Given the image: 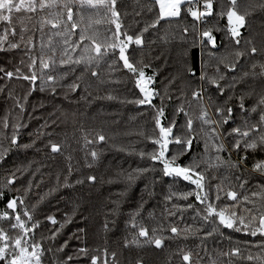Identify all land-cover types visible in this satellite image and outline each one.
<instances>
[{
  "label": "trees",
  "instance_id": "16d2710c",
  "mask_svg": "<svg viewBox=\"0 0 264 264\" xmlns=\"http://www.w3.org/2000/svg\"><path fill=\"white\" fill-rule=\"evenodd\" d=\"M223 2L227 4L228 0ZM260 5H264V0H238L239 10L250 13L246 17V27L241 30L242 34L245 38H252L257 47L264 40V9ZM187 8L186 4L183 5L179 17L168 18L161 21L157 28L149 29L144 34L143 51L137 50L134 53L136 59L143 56L145 62L151 65L145 69L147 75L155 73V83L150 87L156 89L159 95L153 97L152 106L127 102L141 98V94L135 87L134 77L123 68L122 62H115V58L101 63L99 79L90 77L84 64L60 65L62 58L67 59L63 56L64 36L54 33L62 32L63 28L53 29L47 24L41 27L45 18L51 19L60 11L58 7L53 6L37 14H13L12 26L16 29V35L9 34L2 45L4 50H0V68L4 72L15 73L19 68L21 73L28 74L29 57L47 58L52 55L50 49L54 48V74L59 78L67 72V78L60 83L66 85L83 74V82L91 85L87 92L82 87L65 98L66 89L59 84L55 94L49 90L40 91L39 81L35 90H31L29 82L17 79L15 75L8 79L4 72H0V151L5 152L3 159H0V190L5 193L4 199L0 200V210L10 197H24L26 210L40 222L35 229L34 239L42 242L46 249L43 264H58L66 261L69 255L73 256V260L67 261V264H91L92 255L99 257L98 264H103L105 248L108 250L107 264H137V261L141 264H185L182 260L185 252L191 253V264H264V235L257 233L253 236L249 230L236 231L235 228L228 229L219 225L218 221H205L203 213L199 212L202 206L198 205L195 197L183 198L185 193L194 190V185L164 177L159 170L160 165L156 166L155 173H149L146 178H138L131 185L125 179L128 172L152 163L147 155L141 158L139 154L154 150L151 138L158 130L155 129L153 118L155 109L163 106V123L175 120L178 126H183L186 119L191 118L193 128L200 133L199 142H194L193 151L182 157V160L187 163L195 156L201 162V169H206L205 191L209 192L213 202L218 206H230L246 220L250 214L259 216L264 213V176L252 171L253 163L264 159V150L245 151L243 141L239 149L233 148L235 139L239 137L228 136L225 139L228 151L220 154L226 163L217 166L216 154L211 147L206 154L204 152L203 139L208 126L201 124L200 102L193 101L191 97L192 87L196 85L189 87V81L183 78L177 54L186 46L182 44L185 39L182 30L185 27L189 30L187 41L191 43L195 35L194 25L196 28L224 29L227 21L226 18L214 16L206 25L197 23L187 15ZM117 10L120 12L123 30L134 32L155 19L159 8L154 0H117ZM216 10H219L218 6ZM83 15L84 22L76 30V34L70 37V41L78 44L75 51L69 49L68 52L74 60L86 55L84 49L89 44L88 40L80 42L81 29L87 28L83 33L85 36L99 34L98 38L101 40L105 36L111 37L115 30V25L109 19L110 14L103 9H84ZM89 17L100 23H92L91 27H87ZM75 18L79 21V16ZM6 27L8 25L0 21V36L4 35ZM21 28L25 29L23 41ZM213 34L218 44L221 40H226L224 31H214ZM29 38L31 44L28 43ZM49 38L52 41L50 46ZM10 43H18L20 46L10 49ZM130 47L136 48L134 45ZM212 51L216 58H226L225 62L233 59L231 44L227 48L221 44ZM191 52L199 70L201 50L197 47ZM203 59L209 65L217 63V59L209 55V50L204 51ZM253 64L256 65L255 68L252 67ZM261 64H264V56L259 54L241 58L236 75H240L242 68L249 72V76L244 83L237 85V93L245 95L244 103L249 111L241 113L239 101L234 99L231 106L235 119L219 131L227 133L233 127H240L243 131L245 120L248 124L258 121V114L250 109L264 91V76L260 75ZM221 70L226 72L223 66ZM211 71L209 68L210 74ZM173 78L174 83L170 84ZM109 95L114 99L108 100L106 97ZM17 102L23 106V111L17 106ZM204 103L207 104L206 99ZM181 106L188 117L177 111ZM208 112L215 119L214 109L209 108ZM5 120L7 128L4 127ZM13 126H18L15 130L17 145L10 143L14 134ZM202 127L205 132H201ZM98 132L105 135L104 142L86 143L85 137L92 140ZM252 135L258 136L259 133ZM50 141L60 144L61 152L53 154L48 147ZM25 145L28 147H24ZM170 148L172 152L177 151L174 145H170ZM92 151L97 152L96 160L90 154ZM229 152L231 163L241 157L246 156L247 159L238 169L232 168L227 163ZM88 164L92 167H88ZM69 166L72 169L69 176L72 186L64 187L63 181L68 176ZM88 175L96 176V181L88 182ZM57 176L60 177L59 186ZM153 176L156 180L154 187L146 189L145 184L151 185ZM237 177L241 179L238 180ZM9 179L14 180L12 185L7 184ZM77 179L85 182L76 184ZM243 180L247 183L241 187ZM29 182L31 188L25 195ZM217 185L224 190L220 192L219 201L215 200ZM53 189L54 191H50ZM125 189L127 194L120 195ZM229 190L237 193L235 201L225 196L224 193ZM169 196L171 199H167ZM245 197L248 199L245 200ZM113 201L119 204L116 215L112 214L115 207ZM188 204L193 207H187ZM33 205H36L35 209ZM77 205L79 210L73 216L72 223L66 224L54 241L50 239L52 231L63 222L65 213L72 215L73 208ZM138 208L141 215L137 217V224L146 226L150 235L156 229L155 235L161 236L164 241L161 248L146 243L145 238L138 237V228H131L129 217ZM48 215H53L58 223L51 224L46 219ZM172 226L180 230L178 234L171 233ZM0 228L8 231L9 235H16L7 221L0 220ZM80 228H84L86 233L78 232ZM209 232L212 234L208 235ZM134 238L137 239L135 244L132 243ZM65 241L67 247L62 252L57 251ZM126 242L128 247H125ZM81 247L89 250L88 256L80 255L77 258V250ZM234 249H238L235 254ZM112 252L116 253L115 259L111 256Z\"/></svg>",
  "mask_w": 264,
  "mask_h": 264
},
{
  "label": "snow or ice",
  "instance_id": "6c2138e0",
  "mask_svg": "<svg viewBox=\"0 0 264 264\" xmlns=\"http://www.w3.org/2000/svg\"><path fill=\"white\" fill-rule=\"evenodd\" d=\"M201 0H154V4L158 6L159 11L156 18L150 23H146L143 28L129 32L123 30V26L120 22V12L117 10V0H0V21L5 22L8 27L4 30V35L0 36V50H4L2 45L7 39L9 34L16 35V29L12 26L13 14L25 13V14H37L43 12L45 9H50L56 6L60 9L54 17L51 19L45 18L42 21L43 25H51L53 29H61L63 31H57L54 35H63V56L67 59H61L59 61L61 66L64 65H80L84 64L85 69L92 78L99 79V67L101 63H106L109 59L115 58V62H122V66L134 77L135 87L141 94V98L133 101H127L128 103H135L137 105H150L152 106V100L155 95H159L155 89L151 88L150 85L155 83V73L147 75L145 69L151 65L146 63L143 56L139 59L134 57V53L139 50L143 51L144 47V34L149 29H155L168 18L179 17L183 5L187 4V15L191 16L194 22L207 24L209 19L216 16L219 18H226V26L224 29H214L212 27L196 28L193 27L195 35L191 43L187 41L188 28L182 30L184 34V41L181 51L178 52V62L180 64V73L184 79L189 81V87L193 84L196 87H192L191 97L193 101L200 102V115L199 119L203 126H208L207 131L204 135V152L205 154L209 151V148L215 152V160L217 166L226 163L221 158V153L228 151L225 146V139L228 136L239 137L235 139L232 147L239 149L241 142L243 141L244 149L247 151L251 150H264V91H262L258 98L255 100L254 105L250 111L257 113L259 119L254 124H248L247 120L244 121V130L240 127H233L230 132H222L224 125L229 124L231 120H234V109L231 106L232 101H239V109L241 113H247L249 109L245 107V95L237 93V85L244 83L248 78L249 72L244 71L240 68V75H236L238 66L241 63V58H250L257 54L264 56V40L260 42L259 47L252 38H245L242 34V29L246 27V17L250 14L247 10L241 12L238 6V0H228L227 4L223 0H203L202 8L200 7ZM219 7L217 11L216 8ZM249 7H254L249 5ZM264 9V5H260ZM74 8L76 11H74ZM84 9H92L99 11L103 9L106 13L110 14L109 19L112 24L115 25V30L112 32L111 37L105 36L103 40L99 39V34L92 36H85L83 33L87 31V28L81 29L79 37L80 42L85 40L89 41V44L85 47L84 52L86 55H81L78 59H72L68 55L69 49L75 51L78 47L76 41H70V37L76 34V30L80 28V24L84 22ZM151 11V9H149ZM79 16V21L75 18ZM92 23L99 24V20H93L89 17V23L87 27H91ZM24 28H21V41L24 40L23 32ZM111 31V30H110ZM214 31H224L226 40H221L220 44L217 43L216 36L213 34ZM123 37V38H121ZM163 39V38H162ZM31 38L28 43L31 44ZM52 41L49 38V46ZM167 43V40H165ZM221 44L227 48L229 44L232 45L233 51L231 55L233 59L225 62L226 58H216L215 52L212 50L218 49ZM135 45L136 48L130 46ZM20 45L18 43H10V49H16ZM43 47V45H42ZM199 47L201 50V60L199 70L197 69L195 56L191 50ZM205 50H209V55L214 59H217L215 65H209L203 59ZM52 55L45 58L40 57H29L30 63L28 65L29 73L23 74L20 69L17 68L15 73L12 71L4 72L3 68H0V72H4V75L8 79H12L13 76L17 79H23L29 82L32 86L31 90H35L37 81H39V90H49L55 94L57 85L65 88V98L69 94L75 93L83 87L85 92L91 87L90 84L84 83L83 74L76 76L68 84L60 83V81L67 78V72L63 73L59 78L54 74L56 68L55 49L51 48ZM37 62H39V68H37ZM221 66L226 69L227 73H232L231 76L227 75L226 72L221 70ZM111 67V65H110ZM256 67L255 64L252 65ZM261 76H264V64L260 65ZM209 68L212 69L211 74ZM95 69V70H93ZM39 72V75L37 74ZM175 78L169 83H174ZM213 93L215 95H213ZM108 100H113L114 97L109 95L106 97ZM171 98L170 96L168 97ZM27 97H25V100ZM205 99L207 104L204 103ZM124 102V101H121ZM17 106L23 111V106L17 102ZM154 107V106H153ZM213 108L215 119L209 116L208 109ZM178 112H183L186 117L188 113L184 111L181 106L177 109ZM165 118L164 107L161 106L155 109L154 125L158 132L151 138V143L155 146L151 153L145 154L141 152L139 155L144 158L147 155L148 159L152 162L147 167H138L131 172H128L125 179L128 184L131 185L136 179L144 177L146 178L149 173H155L157 170L156 166L160 165L159 170L162 172L164 177L173 178L174 180H182L194 185V190L187 192L183 195L184 199L189 196H194L198 205L202 208L199 212L203 213V219L205 221H218L219 225L225 228L233 229L236 231L249 230L251 235L255 236L257 232L264 235V213L259 216L250 214L247 220L239 215L236 211L232 210L230 206H218L213 202L209 192L205 191V171L201 169V162L193 156L187 163L182 160V157L188 155L193 151L194 142H199L200 133L193 128V120L191 118L186 119V123L183 126H178L175 120H169L167 124L163 123L162 120ZM4 127L7 128L8 124L5 120ZM14 127V134L10 139L12 145H17L18 137L15 134V130L18 126ZM201 132H205L202 127ZM253 133H259L258 136H253ZM106 140L105 135L102 133H96L92 140H88L85 137L86 143H95L96 141L104 142ZM170 145H174L177 151L172 152ZM24 147H28L25 145ZM53 154L61 152V145L54 142H49ZM6 151V150H5ZM5 152L0 151V159H3ZM91 156L93 160L97 159V152L92 151ZM231 153L229 152L230 167L238 169L241 164L247 159V157H241L240 160L231 163ZM88 167H92L88 164ZM252 171L260 173L264 176V159L257 160L252 165ZM71 166L68 168V176L64 177L63 186L71 187L72 184L69 181L71 175ZM14 175V174H13ZM238 180L241 177H237ZM88 182L94 183L96 176L88 175L86 177ZM83 179H77L76 184H83ZM14 183L13 179L7 181L8 185ZM156 183L155 176L152 178L151 185L145 184V188L154 187ZM247 183L243 180V184ZM57 185H60V177L57 176ZM31 182H29V188L25 189V195L30 191ZM9 191L11 189L9 188ZM16 191H19L17 189ZM50 191H54L50 190ZM224 191L220 185L216 186L215 200L221 199L220 192ZM127 189L120 195H126ZM227 199L235 201L237 199V193L234 190H229L224 193ZM255 195V193H254ZM5 193L0 190V200H3ZM171 199V196L167 197ZM245 200L248 198L245 197ZM115 205L112 214L116 215L119 212V204L117 201H113ZM33 209L36 205L32 206ZM142 207V204L141 206ZM187 207L192 208V204H188ZM19 209V210H18ZM79 210V205L73 208L72 215L65 213L64 220L60 223L59 228L52 231L49 237L53 241L56 236L60 233L66 224L72 223L73 216ZM251 213V210H248ZM198 212V214H199ZM141 215L139 208L137 211L132 213L129 217L130 225L132 229L138 228V237L145 238V242L148 244H154L156 248H161L163 245V238L155 235L156 229L152 230V235L149 234V229L143 224H137V217ZM46 219L53 225L58 222L53 215H48ZM86 219V218H85ZM0 220L7 221L10 225V229L16 232V235H9V232L3 228H0V264H43V255L46 249L42 242H37L34 239L35 229L39 227V221L35 220L33 215L26 210L25 200L22 196H12L7 199V202L2 210H0ZM107 228V223L105 224ZM172 234H178L180 231L177 227L172 226L170 228ZM78 232L86 233L84 228L78 229ZM212 233L209 232L208 235ZM78 238V237H77ZM132 243H137V239L134 238ZM67 247V241L61 245L57 251L62 252ZM125 247H128V243H125ZM50 251V249H48ZM88 249L81 247L77 250V258L80 255L88 256ZM96 251H99L98 249ZM238 252V249L233 250V254ZM105 260L103 264H107L108 250L104 249ZM111 256L113 259L116 258V253L112 252ZM251 259V257H249ZM73 260V256L69 255L66 261H60L58 264H67V261ZM99 257L96 255L91 256V264H98ZM182 260L185 264H191V253L185 252L182 256ZM137 264H141L137 261Z\"/></svg>",
  "mask_w": 264,
  "mask_h": 264
},
{
  "label": "built area",
  "instance_id": "2783aa9c",
  "mask_svg": "<svg viewBox=\"0 0 264 264\" xmlns=\"http://www.w3.org/2000/svg\"><path fill=\"white\" fill-rule=\"evenodd\" d=\"M202 4H203V3H202V0H201V2H200V7H201V8H202ZM186 5H187V4H186ZM187 6L189 7V5H187Z\"/></svg>",
  "mask_w": 264,
  "mask_h": 264
},
{
  "label": "rangeland",
  "instance_id": "374dc122",
  "mask_svg": "<svg viewBox=\"0 0 264 264\" xmlns=\"http://www.w3.org/2000/svg\"><path fill=\"white\" fill-rule=\"evenodd\" d=\"M135 46V45H134ZM135 47H137V46H135ZM155 91H156V89H155ZM157 92V91H156ZM257 233H259V232H257Z\"/></svg>",
  "mask_w": 264,
  "mask_h": 264
}]
</instances>
